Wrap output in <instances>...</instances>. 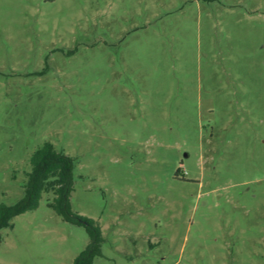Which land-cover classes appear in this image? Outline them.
<instances>
[{
  "label": "rangeland",
  "instance_id": "rangeland-1",
  "mask_svg": "<svg viewBox=\"0 0 264 264\" xmlns=\"http://www.w3.org/2000/svg\"><path fill=\"white\" fill-rule=\"evenodd\" d=\"M46 141L91 264H264V0H0V204ZM52 197L0 229V264L90 244Z\"/></svg>",
  "mask_w": 264,
  "mask_h": 264
},
{
  "label": "trees",
  "instance_id": "trees-1",
  "mask_svg": "<svg viewBox=\"0 0 264 264\" xmlns=\"http://www.w3.org/2000/svg\"><path fill=\"white\" fill-rule=\"evenodd\" d=\"M74 159L46 141L30 157V170L23 184V196L12 205L0 204V229L11 226V219L37 207L42 193H51L48 205L65 221L83 225L90 236V244L79 253L72 264H91L99 253L100 229L93 220L71 211ZM178 171V170H177Z\"/></svg>",
  "mask_w": 264,
  "mask_h": 264
}]
</instances>
